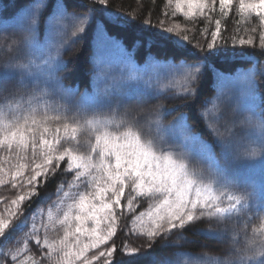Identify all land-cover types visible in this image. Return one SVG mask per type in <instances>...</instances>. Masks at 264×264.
Wrapping results in <instances>:
<instances>
[{"label": "snow or ice", "instance_id": "6c2138e0", "mask_svg": "<svg viewBox=\"0 0 264 264\" xmlns=\"http://www.w3.org/2000/svg\"><path fill=\"white\" fill-rule=\"evenodd\" d=\"M93 3L106 8L108 0H93ZM47 5L48 0H33L20 26L21 32L31 37L33 55L42 51L37 32L42 31ZM216 5L217 0H168L173 15L180 13L189 19L203 17L211 20L209 13L215 10ZM234 6L241 17L247 19L254 15L264 25V0H219L222 16H227ZM56 8L58 15L49 21L53 34L78 37L90 26V23L85 24L86 20L91 22L90 11L71 7L67 0H60ZM163 23L160 22L162 32L174 36L178 45L191 43L187 35H181L187 29L181 30L178 25L163 28ZM220 36L221 21L216 20L206 48L198 45L200 52L206 55L216 49ZM253 42L251 36L238 40L240 45H252ZM259 44L264 48V31L260 33ZM123 50L129 51L126 47ZM15 51L16 62L6 65V70L0 73V92H3L0 104L6 110L3 118H0V151L8 153L6 161H0V184L5 183V175H10V181L14 187L22 190V194L0 212V242L7 241L11 245L7 248L0 246V264H22L21 254L28 251L27 245L30 243L36 254L43 253L42 259L33 261V264H44L45 260L48 264H99L101 260L103 264H124L126 257L142 249L130 247L123 241L119 246L116 244L117 210L123 213L126 207L129 212H133L139 197L155 201L153 208L139 213L141 234L150 242L169 236L177 237L170 242L168 255L160 264H180L177 257L184 248L182 242L187 239L183 233L204 222L220 225L199 230L221 240L224 247L209 250L215 252L218 259L210 256L209 252L201 251L191 257L187 264H264V242L245 244L233 240L230 226L224 223L231 219L230 213L233 211L243 214L250 197L229 191L223 170H215L205 183L202 175L190 170L187 156L158 152L155 141L144 142L142 139L141 124L151 114L150 111L129 110L127 103L107 88L98 92L97 106L87 111L76 109L71 124L58 123L54 128L49 127L53 121L67 119L63 115L49 116L50 111L72 110L71 94L63 86L60 76L68 62L62 55H49L41 65H36L33 59H25L22 41L16 44ZM166 66L170 71L181 74L178 98L188 100L194 97L207 68L204 59L184 57L181 60L180 57ZM13 72L23 86L22 91L5 84ZM148 95L150 93L145 90L133 98L138 105H144L147 103L144 97ZM105 109L109 116L121 118L119 127L127 129L122 135L99 130L102 120L96 113L102 114ZM201 115L205 117L216 143L225 151L234 147L238 150V128L259 127L260 133L264 135V115L258 119L249 115L227 120L221 112L202 111ZM90 125L97 126V134L86 152L80 151L82 145L72 148L63 146L76 140L78 132ZM184 133L188 136L190 129L184 130ZM196 143L199 145V142ZM237 153L252 157L261 155L264 153V143L252 142ZM12 160L16 163L12 164ZM4 162L8 163L7 169L3 166ZM64 164L69 172L74 173V179L79 181L83 191L77 193L63 212V218L59 221L63 228L62 237L49 240L46 234L43 238L40 234V228L47 232V225L41 224L38 228L34 219L29 223L28 207ZM124 199L126 205L122 203ZM225 200L227 205L220 206ZM221 214H225L223 220ZM145 216L146 221L142 219ZM17 233L22 235L17 237ZM149 247L152 245L149 244Z\"/></svg>", "mask_w": 264, "mask_h": 264}, {"label": "trees", "instance_id": "16d2710c", "mask_svg": "<svg viewBox=\"0 0 264 264\" xmlns=\"http://www.w3.org/2000/svg\"><path fill=\"white\" fill-rule=\"evenodd\" d=\"M31 2L33 0H0V18L5 15L8 3H12L14 6L10 11V16L0 21V27H5L6 33L16 36L23 42L25 59L39 58L41 60V54L33 55L32 53L31 37L27 33L21 32L20 29ZM59 2L60 0H48L47 9L43 15L42 31L37 32L40 47L53 45L48 42L50 39L53 41L54 37L50 35L51 33L49 34L47 26L48 21L55 15L56 5ZM67 2L71 7L80 11H90L91 22L85 23L86 25L90 23V26L86 27V31L79 34L78 37H64L63 45L61 43L55 45L57 56L62 55L63 59L68 62L67 68L60 73V76L63 86L71 94L69 98L72 100V110L50 111L49 116L63 115L67 119H62L59 122L53 121L49 127L54 128L58 123L71 124L72 118L76 115V109L87 111L97 106L98 92L107 88L110 93H114L124 100L131 110L139 109L145 113L150 111L151 114L147 115L141 126L153 128L164 141L192 144V150H189L193 156L199 157V164L210 163L213 168L226 170L228 175L229 160L227 156L232 155V152H227L226 155L225 150L219 147L201 112H221L226 120L246 118L249 115L258 119L264 115V48H261L259 44L260 33L264 31V25H261L259 18L254 15L247 19L241 17L235 6L229 10L227 16H222L219 0H217L215 10L209 13L211 20L203 17L189 19L180 13L173 15L172 8L168 6V0H108L106 8L94 4L93 0H67ZM216 20L221 21L218 47L205 55L200 52L198 45L206 48V42L211 39V32L215 29ZM161 21L164 22L163 28L178 25L181 30L187 29L186 32L182 31L181 35H187L191 43L185 42L182 46L178 45L174 36L162 32ZM97 32L103 33L104 36L101 43L103 54H99L96 50ZM1 34L2 32H0V36ZM249 36L253 38L252 45L238 43L240 38L247 39ZM234 40L237 42L233 43ZM8 45L10 43L1 36L0 73L6 70V65L16 62L17 54ZM125 47L129 49L128 52L123 50ZM6 48L9 49L6 50ZM130 57H134V59H129ZM180 57L181 60L184 57L191 59L202 57L207 65L199 81L196 95L188 100L178 98L181 74L169 69L167 71L166 66L173 59ZM148 63H152L160 69L164 66L167 73L160 74L156 70H152L146 75H139ZM248 68H252L255 74L257 103L255 106L251 104V107L256 110L255 114L248 110V102L243 100L242 94L221 85L223 77H229L241 69ZM5 84L17 91L23 90V86L18 82L14 72L11 73L10 79ZM132 85L135 89H130ZM145 90L150 93L144 97L147 103L138 105L137 100L133 97L139 96ZM2 97L3 92H0V98ZM5 111L4 105L0 104V118H3ZM188 129H190V133L186 136L184 130ZM252 130H255L257 134ZM85 131L81 129L76 140L64 143L63 146L72 148L74 145H82L80 151L86 152L89 147L87 141L89 134ZM259 133V127L247 126L242 129L238 128L236 135L240 145V140L243 139H252V141L262 143ZM196 142H199V145ZM240 145L238 150L244 148ZM7 157L8 153L0 151V161H6ZM36 162L39 163V161ZM11 163L15 164L16 161L12 160ZM233 164L235 171L240 175L247 173L246 165L243 164L245 167L241 172L239 169L242 164ZM3 166L7 169L8 163L4 162ZM249 169L253 171V176L261 177L260 183H264V164H255L253 168ZM248 176L252 175L248 174ZM4 180L5 183L0 184V212H3L12 200L22 194V190L14 187L10 181V175H5ZM80 191H83L82 185L74 179V173L69 172L67 165L64 164L47 185L41 188L40 196L32 200L28 207L29 223L38 217L45 208H52L55 203L62 202L66 193ZM122 203L126 205V199L122 200ZM154 206V200L139 197L134 204L133 212H129L126 207L123 213L117 210L116 244L119 246L123 241L130 247L142 249L139 253L126 257L124 264H160L161 260L168 255L170 242L177 238L169 236L156 242H150L146 236L141 234L139 213L147 212ZM263 208L264 206L260 211L259 209L246 210L243 214L240 212L230 214L231 219L225 220L224 223L230 226L233 240H240L245 244L264 242V228L260 225V216L264 215ZM142 219L146 221L147 216ZM221 219L223 220V217ZM207 227L217 228L220 225L215 223L209 225L204 222L194 225L189 231L183 233L187 239L182 242L184 248L181 255L177 257L180 264H187L191 257L201 251L209 252L210 256L218 259L215 252L209 250L223 248L224 244L221 240L211 238L199 230ZM21 235L22 233L16 234L17 237ZM41 237L44 236L41 235ZM149 244L152 247H149ZM0 246L11 247L7 241L0 242ZM20 246L24 247L23 244ZM27 248L28 251L22 253L20 257L22 264H33V261L42 259L43 253L36 254L32 243L28 244ZM44 264H48V261L45 260ZM99 264H103V261L101 260Z\"/></svg>", "mask_w": 264, "mask_h": 264}, {"label": "rangeland", "instance_id": "374dc122", "mask_svg": "<svg viewBox=\"0 0 264 264\" xmlns=\"http://www.w3.org/2000/svg\"><path fill=\"white\" fill-rule=\"evenodd\" d=\"M5 3V1H4ZM14 6L12 5V3H8V7H6L5 9V15L0 18V21H3L6 17L10 16V11L13 10ZM58 15V10L56 9L55 15ZM88 22V20L85 21V23ZM48 31L49 34L54 37L53 41L50 39L48 40V42H50L49 44H53L50 46H46L43 45L41 47L42 51L39 53L41 54V60L39 58H35L34 59V63L36 65H41L43 63V61L49 56H57V48L55 47V45H60L61 40L63 39V41H65V38L62 34L60 35H56L52 33V28L51 25L48 21ZM0 32H2L1 36L6 38V41H8V43H10L13 52L15 54V48H16V44L20 41L19 38H17L16 36H12L9 33H6L5 27H0ZM97 37H96V50L97 52H99V54H103V47L101 46L102 40L104 37L101 32H97ZM0 36V37H1ZM24 47V46H23ZM9 48H6V50H8ZM156 70L157 73L160 74H165L168 71H166V68L164 66H162V68H156L152 63H148L146 64V66H144V71L141 72V74L139 73V75H146L148 72ZM38 72V71H37ZM118 75V74H117ZM222 86L224 87H228L229 89H232L234 92L235 90L242 94L243 96V100L248 102V110H250L251 113L255 114L256 110L254 107L255 104L257 103V90H256V86H255V74L252 68H248V69H241L239 70L237 73L232 74L229 77H223L222 80ZM133 88L130 87V89ZM122 91V90H121ZM128 109L131 110V107L129 105H127ZM96 116L102 120L101 125H99V130L100 131H109L112 132L116 135H122L123 132H125L127 129L125 127H119L120 124V117H112L109 116L107 114L106 109L103 111V113L101 114L100 112L96 113ZM89 118H91V114L89 116ZM159 124V122H157ZM141 128L143 129L142 132V139L144 142H148V141H155V147L157 149L158 152H171L176 156H187L188 158V163H189V168L192 171H195L198 175H202L205 178V183L208 182V177L214 175L215 170H217L216 168L211 167L210 163H205L204 165L199 164L200 160L199 157H195L191 154L190 150H192V144H177L176 142H169V141H164L159 137V134L155 133V130H153V128L149 127V126H141ZM83 130L87 131V133L89 134V138L87 139V141L90 143L94 142V137L97 134V126L95 125H90L86 128H83ZM85 131V132H86ZM253 133L257 134L255 130H252ZM261 134V133H259ZM261 141L262 143H264V135L261 134ZM241 142V147L243 146L245 148H247L252 142H255L257 144V141H252V139H243L240 140ZM190 149V150H189ZM237 151L239 152L240 150H237L236 147H234L231 150L228 151H224V153L227 152L231 153L232 155L227 156L228 160H229V165L227 166V171H228V175L226 170H223L224 172V180L225 182L228 184V190L231 192H234L236 194H245L247 196L250 197V200L247 201V205H246V210H257L260 209L264 206V183H260L261 181V177L257 176H253V171L249 168H253V166L255 164L258 163H262L264 164V153H262L261 155H257L255 156L256 158H246V157H252V156H243V155H238ZM198 156V155H197ZM233 163H236L238 165L242 164L241 169H239V171L243 172L244 169H242L243 167H245L244 165H246V169L247 173L244 175H240L237 171H235V166ZM230 164H232L230 166ZM244 164V165H243ZM252 175V176H248ZM77 193H68L67 195H65L66 197H64L61 201L62 202H58L55 203V206H53L52 208H45V210H43V212L38 216L35 217V223L36 226L38 228H40L41 224H45L47 225V232H45L44 228H40V234L41 235H47V238L49 240L52 239H59L60 237H62L63 235V228L60 226L59 221L63 218V212L67 210L68 205L72 203L73 199L76 197ZM227 205V201L225 200V202L223 204H221L220 206L224 207ZM264 209V208H263ZM235 213H239V211H233L230 214H235ZM264 214V213H263ZM225 214H221V217H224ZM260 222L264 228V215L260 216Z\"/></svg>", "mask_w": 264, "mask_h": 264}, {"label": "clouds", "instance_id": "9594fccd", "mask_svg": "<svg viewBox=\"0 0 264 264\" xmlns=\"http://www.w3.org/2000/svg\"><path fill=\"white\" fill-rule=\"evenodd\" d=\"M246 158H256V157H246Z\"/></svg>", "mask_w": 264, "mask_h": 264}]
</instances>
